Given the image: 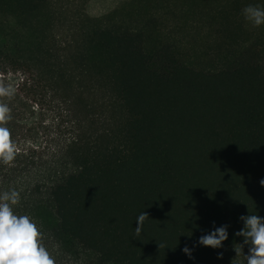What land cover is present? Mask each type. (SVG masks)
<instances>
[{
	"label": "trees",
	"instance_id": "1",
	"mask_svg": "<svg viewBox=\"0 0 264 264\" xmlns=\"http://www.w3.org/2000/svg\"><path fill=\"white\" fill-rule=\"evenodd\" d=\"M249 5L264 0H0L17 149L0 193H20L56 264H245L238 218L264 217V25ZM213 221L230 225L224 248L190 259Z\"/></svg>",
	"mask_w": 264,
	"mask_h": 264
},
{
	"label": "clouds",
	"instance_id": "2",
	"mask_svg": "<svg viewBox=\"0 0 264 264\" xmlns=\"http://www.w3.org/2000/svg\"><path fill=\"white\" fill-rule=\"evenodd\" d=\"M246 21L253 26L264 25V8L254 5L242 9ZM16 89L11 85L0 84V97L12 98ZM11 119L10 108L6 103H0V161L11 163L16 156V146L11 138L9 128L3 126ZM264 187V179L259 181ZM20 193L10 189L0 193V264H56V258L43 243V233L38 224L29 215L16 213V206L20 204ZM149 218L147 212L142 211L136 218L135 236L139 237L143 231L144 223ZM242 227L233 233V238H242V241L233 243L236 257L242 253L245 264H264V217L250 213L240 215ZM229 224L216 225L204 231L198 239L192 240L191 245L186 244L182 251L192 257L197 247L224 248V242L229 239ZM191 238L192 235H188ZM248 247L247 254L244 246ZM159 247L163 245L159 244ZM223 258V252L217 253Z\"/></svg>",
	"mask_w": 264,
	"mask_h": 264
},
{
	"label": "rangeland",
	"instance_id": "3",
	"mask_svg": "<svg viewBox=\"0 0 264 264\" xmlns=\"http://www.w3.org/2000/svg\"><path fill=\"white\" fill-rule=\"evenodd\" d=\"M65 125H66V123H65Z\"/></svg>",
	"mask_w": 264,
	"mask_h": 264
}]
</instances>
